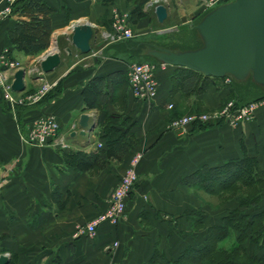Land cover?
Masks as SVG:
<instances>
[{
	"label": "crops",
	"instance_id": "0c3cea01",
	"mask_svg": "<svg viewBox=\"0 0 264 264\" xmlns=\"http://www.w3.org/2000/svg\"><path fill=\"white\" fill-rule=\"evenodd\" d=\"M42 1L50 8L51 30L48 46L37 54H24L8 39V30L18 20H29L28 15L20 14L19 4L0 17V52L8 49L10 58L18 60L25 72L24 89L13 95L25 96L42 84L51 85L33 105L10 104L0 89V254L9 259L17 256L16 264H104L111 259L119 264H150L154 257L164 263L177 258L187 246L202 245L207 227L219 224L230 210H251L234 200L210 208L196 188L180 181L203 164L216 166L244 154L254 157L258 169L264 171V105L251 120L237 126L218 120L174 129L169 125L172 118L216 109L230 95V88L212 82L201 93L184 94L172 89L175 66L158 64L155 99H137L128 87L129 63L116 46L124 40L105 36L112 8L129 16L132 39L156 42L148 35L151 21L166 25L167 30L177 25L190 30L194 19L210 10L204 0L161 2L167 12L161 22L147 0ZM6 5L7 0H0V9ZM78 23H88L92 29L87 53L70 42L71 26ZM61 34L68 40L62 47L70 49L67 59H62L57 45ZM47 52H57L60 63L43 72L39 61ZM117 71L122 77L103 82L102 103L86 106L83 87L92 78ZM168 103L173 104L172 109L167 108ZM47 113L59 124L55 139L44 146L26 143L24 136L32 119ZM83 113L88 116L85 127L79 125ZM109 125L123 132L121 141H133L121 160L106 159L102 167L87 171L67 164L69 153L106 148L104 135ZM135 152L141 157L125 215L117 223L102 221L94 235L88 236L82 229L107 209ZM55 190L59 201L53 197ZM62 202L64 206L59 208ZM190 208L202 212L204 227L192 229L184 214ZM255 208L264 209V189ZM244 247L250 255L264 253V247L249 239Z\"/></svg>",
	"mask_w": 264,
	"mask_h": 264
},
{
	"label": "trees",
	"instance_id": "16d2710c",
	"mask_svg": "<svg viewBox=\"0 0 264 264\" xmlns=\"http://www.w3.org/2000/svg\"><path fill=\"white\" fill-rule=\"evenodd\" d=\"M231 0H225L223 3ZM18 9L20 14L29 16V20H18L14 28L8 30V39L15 49L22 51L24 54H37L43 51L49 44L50 36V20L48 14L50 8L42 0H19ZM16 7V6H15ZM207 13V12H206ZM204 15V14H203ZM200 16L193 23L189 35L194 40V46L180 47L179 50L195 49L202 45L201 38L195 29V24L203 17ZM117 49L122 50L125 54L127 62L133 60H147L149 62L160 64L156 59L146 53L148 49L156 47H166L171 50H176L177 47L171 44H159L153 41H139L132 38L120 41L116 44ZM123 73L120 71L110 73L105 77L92 78L82 89V96L86 106L92 108L102 103L103 96V82L109 83L114 79L122 77ZM226 78V77H223ZM221 78L209 77L203 75L201 72L194 71L186 67L175 66L170 80L172 89L181 90L184 94L201 93L205 90L209 83H216ZM230 92L234 96L236 105L244 102H249L264 97V87L252 81L251 77L245 81H237L229 78ZM103 119V113L99 115V121ZM123 132L119 129L109 125L105 128L106 148H99L92 153H85L83 151H76L69 153L66 157V162L72 165L76 170L87 171L93 167H102L106 159L121 160L127 152L128 147L133 144L131 140L129 143L121 141ZM239 177L244 181L243 184L249 186L253 183L264 181V171L259 170L257 161L254 157L244 154L241 157L229 158L220 165L209 166L207 164L201 165L195 171L185 175L181 179V183L196 189H204L206 192L214 193L219 188L230 187ZM214 186H211V184ZM58 191L55 190L53 197L59 201ZM262 192L259 191L254 197L237 198L240 206L249 209H254L260 199ZM64 203H59V208H62ZM249 210L232 209L229 213L221 219V222L216 225L207 227L206 237L204 243L200 246H187L177 258L168 260L164 263H158L156 257L152 258L150 264H247L242 259H239L236 252H233L231 257L216 259L213 254L215 251H220L217 247V242L221 238L229 235L230 230L237 231L239 235L236 236L237 244L233 251H242V254L247 259L264 260V253L261 256L255 254H248L244 247V242L250 241L264 247V220H262L257 227V223L264 216V209H260L253 213ZM185 216L190 220L193 230L199 229L203 224L202 212L200 210L190 208L185 211ZM257 228L254 233L251 229ZM222 251V250H221ZM244 256L240 255V258ZM7 264H15L11 260Z\"/></svg>",
	"mask_w": 264,
	"mask_h": 264
},
{
	"label": "water",
	"instance_id": "95a60500",
	"mask_svg": "<svg viewBox=\"0 0 264 264\" xmlns=\"http://www.w3.org/2000/svg\"><path fill=\"white\" fill-rule=\"evenodd\" d=\"M157 20L166 17V8H154ZM202 45L195 49L171 50L166 47L148 49L146 53L160 64L180 66L215 78L252 81L264 87V0H231L210 9L195 24ZM92 29L88 23L71 26L70 42L80 52L90 50ZM60 63L57 52L45 53L39 67L49 72ZM24 70L13 74L11 89H24ZM88 116L81 114L79 125H87ZM81 133H84L81 131ZM7 255L0 254V264H7Z\"/></svg>",
	"mask_w": 264,
	"mask_h": 264
},
{
	"label": "built area",
	"instance_id": "2783aa9c",
	"mask_svg": "<svg viewBox=\"0 0 264 264\" xmlns=\"http://www.w3.org/2000/svg\"><path fill=\"white\" fill-rule=\"evenodd\" d=\"M18 1L7 0V5L0 9V17L11 12ZM224 1L206 0L205 5L207 8L212 9ZM161 2L160 0H152L149 4L156 6ZM111 18L114 30L105 34L108 39L120 41L127 40L133 36L131 29L126 24V19L129 18L128 15L120 13L116 8H112ZM8 52V49L0 52V89L4 98L10 104L33 105L38 103L49 91L51 85L42 84L31 94L20 97L14 96L11 89L13 72L22 68V65L18 60L11 59ZM156 67L157 64L152 62H130L127 65L128 87L135 98L144 101H153L155 99L158 89V81L155 76ZM226 80L230 81L229 78H226ZM263 104L264 97L257 101H249L243 105H236L234 100H229L220 111H215L213 114L192 113L170 120L169 125L174 129L184 130L187 126L221 120L232 126H237L246 120L252 119L255 115L254 110ZM172 106V103L167 104V108H172ZM58 128L59 124L54 115L50 113L39 114L30 122L24 141L30 145H48L50 141L55 139ZM140 157L141 154L139 152H135L132 155L128 167L109 197L107 209L88 222L82 232L88 236H93L96 227L102 221L108 220L117 223L125 215L127 199L137 181L136 166ZM116 245L117 242H114L113 246L115 247ZM104 264H119V262L111 259Z\"/></svg>",
	"mask_w": 264,
	"mask_h": 264
},
{
	"label": "rangeland",
	"instance_id": "374dc122",
	"mask_svg": "<svg viewBox=\"0 0 264 264\" xmlns=\"http://www.w3.org/2000/svg\"><path fill=\"white\" fill-rule=\"evenodd\" d=\"M150 1H152V0H147V5H150L149 4ZM160 1L167 3V0H160ZM205 2H206V0H204V3ZM197 19L198 18H195L194 22H196ZM129 21H130V18L126 19V24L128 27L130 26V25H128ZM149 26L151 28L150 29L151 31L148 33V35L153 37L154 41H156L155 43H159V44H166L167 43V44L175 45L177 47L176 50H179L178 48H180V47H191V46L195 45L194 40L191 38V36L190 37L186 36L187 34L189 35L190 30H187V31L182 30V29H184L185 25H183V26L177 25V26L167 30V29H165L166 25L161 24L158 26L155 22L151 21V23H149ZM112 30H114V29L112 27V18H111V14H110V23H109L108 33H111ZM58 41H59V43L57 45H58V49L60 51L62 59L69 58L70 55H68L67 52L69 53L70 49L69 48L67 50L62 49L63 45H65V43H67V41H68L67 39H65V35L58 37ZM132 62H149V61H147V60H140V61L139 60L138 61L133 60ZM216 83L219 87H224L226 89L230 88L228 86L230 82L228 80H226V78H221V79L217 80ZM232 99H234V96L230 92V95H228L225 100L221 101L216 109L200 110L199 112L193 111L190 113L181 114V115L177 116L176 118H179V117H182V116H185L188 114H192V113L213 114V112H215V111H220L223 108V106L225 105V103L229 100H232ZM260 99H263V98H259V99L252 100V101H257ZM198 103H199L198 101H194L195 105H197ZM246 103H248V102H244L240 105H243ZM172 108H169V109H172ZM255 111H256V109L254 110V113H255ZM176 118H172V119H176ZM243 182L244 181L242 180V178L239 177V179H237L228 188H226V187L221 188L220 187L219 190L215 191L214 193L206 192L204 189L200 188V189H197L198 190L197 193L199 195H201L203 197L204 202L207 203L210 206V208H213V209L220 208L221 206L226 205L228 202H230L232 200L237 201V198H239V199L244 198L247 195L249 196L248 199H250V198L254 197L257 193H259V191L262 192V194H263L264 181L253 183L249 186L243 184ZM211 186L215 187L214 183H213V185L211 184ZM261 197H262V195H261ZM258 210H260V209L254 208V209L249 210V211H250V213H253V212L258 211ZM262 220H264V216L261 218V220H259V222L257 223V225L255 227H257ZM203 227H204V224H203ZM255 227L253 229H251V233H254V235H257V234H255V232H256L255 230L257 228H255ZM196 230H198V229H196ZM206 233H207V229H206ZM237 235H239V233L237 231H234L233 229H231L229 235L218 240L217 247L220 249V251H215L213 256L216 259H223L226 257L230 258L232 253L236 252L239 259H242L247 264H264V260L261 261L258 259H256V260L247 259V257L244 256V254H242V251H233V248L238 246L237 240H236ZM260 235H261V237L264 236V234H260ZM240 255L244 256V258L243 257L240 258ZM9 260H11L13 263L16 264L17 256L14 255Z\"/></svg>",
	"mask_w": 264,
	"mask_h": 264
}]
</instances>
